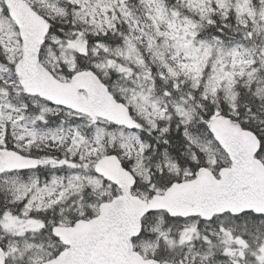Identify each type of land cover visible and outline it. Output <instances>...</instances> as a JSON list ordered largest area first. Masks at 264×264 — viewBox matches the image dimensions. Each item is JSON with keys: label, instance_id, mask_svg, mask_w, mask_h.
Returning a JSON list of instances; mask_svg holds the SVG:
<instances>
[{"label": "snow or ice", "instance_id": "6c2138e0", "mask_svg": "<svg viewBox=\"0 0 264 264\" xmlns=\"http://www.w3.org/2000/svg\"><path fill=\"white\" fill-rule=\"evenodd\" d=\"M0 264H264V0H0Z\"/></svg>", "mask_w": 264, "mask_h": 264}]
</instances>
